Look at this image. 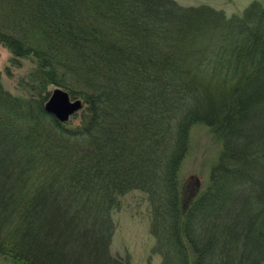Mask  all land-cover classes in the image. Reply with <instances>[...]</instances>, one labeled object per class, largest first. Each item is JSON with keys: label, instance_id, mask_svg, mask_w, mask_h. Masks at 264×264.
I'll return each instance as SVG.
<instances>
[{"label": "trees", "instance_id": "trees-1", "mask_svg": "<svg viewBox=\"0 0 264 264\" xmlns=\"http://www.w3.org/2000/svg\"><path fill=\"white\" fill-rule=\"evenodd\" d=\"M0 45V264H131L133 191L162 264H264V0H0ZM57 88L83 102L65 123ZM196 125L223 144L205 190L180 181Z\"/></svg>", "mask_w": 264, "mask_h": 264}, {"label": "rangeland", "instance_id": "rangeland-1", "mask_svg": "<svg viewBox=\"0 0 264 264\" xmlns=\"http://www.w3.org/2000/svg\"><path fill=\"white\" fill-rule=\"evenodd\" d=\"M175 1L185 7L206 5L224 11L228 17H232L241 15L255 0ZM9 59V52L0 45V70L2 72ZM27 68L28 66L23 71H26ZM20 73L21 71H15V76L12 79L4 75L8 90L15 92V80ZM222 151V142L217 140L206 126H194L191 131L189 152L180 168L181 183L196 176L200 179L203 190H205L209 185L211 171L220 160ZM115 221L117 230L111 244L113 255L129 258L131 264H162V257L157 252V240L151 233L150 203L146 194L133 191L126 195L122 199L121 211L115 214Z\"/></svg>", "mask_w": 264, "mask_h": 264}, {"label": "water", "instance_id": "water-1", "mask_svg": "<svg viewBox=\"0 0 264 264\" xmlns=\"http://www.w3.org/2000/svg\"><path fill=\"white\" fill-rule=\"evenodd\" d=\"M82 108L81 100H72L69 93L61 88L55 89L45 104L46 112L55 116L61 123L69 121Z\"/></svg>", "mask_w": 264, "mask_h": 264}]
</instances>
